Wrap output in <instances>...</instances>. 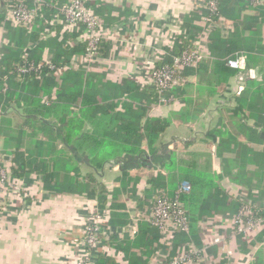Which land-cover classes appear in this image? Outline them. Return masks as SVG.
Wrapping results in <instances>:
<instances>
[{"label": "crops", "instance_id": "0c3cea01", "mask_svg": "<svg viewBox=\"0 0 264 264\" xmlns=\"http://www.w3.org/2000/svg\"><path fill=\"white\" fill-rule=\"evenodd\" d=\"M90 2L100 10L98 15L104 24V37L97 57L86 59L85 51L81 46L84 31L82 26L68 25L59 12L50 11L40 16L39 39L35 44L51 38L65 50L81 48L74 53L66 67L75 71L83 67L86 75L97 74L103 83L100 89L107 96H115L106 100L107 102H130L132 101L130 95L134 92L138 98L142 97V91L151 86L149 76L152 67L157 61L165 58L168 54L167 50L172 48L178 37L185 32L187 17L206 5V0H90ZM253 6L243 10L241 19L253 16L262 21L261 38L264 44V3ZM219 20H224L226 25L222 23L220 25L223 26L222 28L217 23V28L233 31L235 21L227 18ZM196 23L194 22L198 26ZM41 24L44 26L43 30L40 28ZM3 30L0 28V46L5 42ZM197 40L198 38L194 43ZM57 44L54 45L52 42L50 46L47 45L41 57L44 60L52 59ZM33 47L34 44L29 46L30 49ZM257 57L262 60L257 61L256 66L248 67L257 71L258 77L253 79L263 81L264 54L258 53ZM211 69L212 67L210 71ZM202 76L203 73L196 72L187 79L191 86L187 85L185 93L178 97L160 99L158 102L164 105L152 106L150 110L152 116L170 117L175 113L178 116L188 108L186 102L188 96L199 100L202 104L197 105L193 110L196 112L194 117H198L196 120L201 123V127L191 133L192 144L181 142L184 134L177 133L173 124L169 132L161 138V144H167V147L162 148L160 145L157 156L164 155L165 151L167 153V149L175 150L177 153L191 149L210 153L212 172L220 177L216 181L225 189L229 201L252 200L250 201L252 204L263 206L264 172H259L257 165L246 166L248 175H251L250 171L253 175L258 170L256 186L261 188V193L259 198L255 199L249 195L246 187L248 185L231 182L228 176H225L220 166L221 159H217L218 164L215 162L217 158L215 148L219 138L214 134L210 139L207 138L209 130L216 124L209 126V122H205V117L219 113L220 119L224 110L235 105L237 96L234 95L232 86L236 75L226 82L208 87L201 83L203 89H199ZM99 77H97L98 82ZM97 79H94V82H97ZM236 83L238 84V79ZM109 84H116V87L111 88ZM131 89L133 90L130 92ZM201 90L203 92L199 93ZM11 109H14L19 117H25L24 110L14 104L6 108L4 115L10 117ZM249 123L252 125L251 121ZM258 134L262 140L261 144H254L244 136H240L239 141L254 148L257 145L262 150L264 130L260 128ZM37 138L49 141L41 133ZM4 142L5 136L2 135L0 157L2 154L5 156L2 160L4 159L5 166L10 169L15 155L12 153H16V148L12 144L6 147ZM143 149L144 152L152 155L147 146ZM20 151L26 153V147H21ZM39 154H41L40 159L46 162V175L37 170L22 178H15L9 174V186L1 190L0 198L3 205L0 211V264H79L84 226L91 214L94 200L89 199L85 193L63 190L69 188L67 170L69 145L58 141L48 142ZM53 159H56L57 165ZM80 168L83 174L88 171L85 161L80 162ZM159 172L167 175V171L156 164L121 169L116 164L108 163L98 171L100 177H103L108 192L118 191V193L116 198L111 200L112 208L109 210V216H112L113 220L109 222L108 216V228L102 237L103 245L97 249L96 260L104 256L111 258L114 264H169L172 259L184 252L200 250V255H203L199 260L200 264H247L245 258L250 261L252 257L246 245L253 244L256 230L237 235L234 229L235 215L227 208L201 217L196 226L198 241L181 243L173 247L176 233H172L171 229L167 233L140 232L142 225L147 224V221L141 218L150 213L153 204L152 198L147 194L151 187L149 181ZM243 192L246 193V197L238 195ZM252 247L251 253L255 255V260H251L250 264H264V236L263 241H258ZM197 262L193 260L184 264H197Z\"/></svg>", "mask_w": 264, "mask_h": 264}, {"label": "trees", "instance_id": "16d2710c", "mask_svg": "<svg viewBox=\"0 0 264 264\" xmlns=\"http://www.w3.org/2000/svg\"><path fill=\"white\" fill-rule=\"evenodd\" d=\"M69 1L1 0L0 28L5 31V42L1 47L0 60V104L3 105L0 113V136H5L6 147L14 144L13 147L16 148V153H12L15 155L9 174L15 178H22L37 170L46 175V162L40 159L39 151L47 146L48 142H61L69 145V167L67 166L69 188L63 190L85 193L89 199L98 202L101 210L107 208L111 210V200L116 198L118 191L109 193L99 179L98 171L112 160L120 157L130 159L142 154L143 147L147 146L154 155L151 164H156L167 171V175L159 172L152 176L148 196L155 201L159 191L167 189L171 199L179 198L185 202L190 217V232H177L173 239V247L181 243L198 241L196 226L204 215L227 208L237 217L245 201L235 199L229 201L225 189L216 181L220 177L212 172L210 153H201L196 149L177 153L175 150L167 149V153L165 151L164 155L157 156L160 145L162 148L167 147V144H161V138L169 132L175 120L180 119L188 123L197 119L193 110L201 102L188 96L186 98L188 108L179 113V117L177 113L170 117H156L150 114V110L161 98L178 97L185 93L187 87L191 86L187 79L196 72L203 73L198 87L203 89L201 83L208 87L226 82L238 75L237 69L228 66L229 58L244 53L248 66H256V62L262 60L257 57L258 53L264 54L261 38L262 21L253 16L241 19L243 10L254 7V0H218L215 10L207 4V7L199 8L190 14L185 21V32L178 37L174 46L167 50L165 58L156 62V69L171 66L172 55H181L194 49V41L201 36L199 34L205 18L233 20L234 29L225 31L217 28L211 32L207 38L210 57L196 67L186 66L179 72V76L185 79L180 86L160 96L156 86L151 85L142 91V97L138 98L135 92L130 95L132 99L130 102H107L106 100L115 96H107L100 89L103 83L97 74L86 75L83 67L77 71L66 67L74 53L81 48L65 50L51 38L35 44L39 39L40 16L50 11L62 14V6ZM88 4L93 6L91 2ZM22 5L28 9L39 7L32 31L14 23L10 17V11ZM93 8L100 14L97 7ZM194 22H197L198 26ZM81 26L84 27L82 24ZM40 28L43 30V24ZM52 42L57 46L53 58L48 62L41 55L45 47ZM33 44L34 47L30 49L29 46ZM81 46L85 51L86 44L83 42ZM60 68L64 69L60 72ZM94 79H97V82H94ZM109 87L114 88L116 84H109ZM12 104L23 109L25 114V117H19L20 122L16 125L13 124V118L4 117V111ZM260 128L264 130V79L259 81L248 78L244 90L235 99V105L221 113L218 123L207 135L208 139L212 134L219 138L216 157L223 163L224 174L237 183L241 184L247 177L248 181H252L251 175L247 174V165L255 163L259 172H264V149L260 150L257 145V148H254L239 141V137L244 136L254 144H261L262 140L258 134ZM40 133L49 141L38 140ZM189 144H192V141ZM21 147H26V153L20 151ZM79 154L88 168L84 174L80 168ZM53 160L57 165L56 159ZM184 181L191 186L189 192L181 191V184ZM255 207L257 208L253 219L257 220L264 216V207ZM249 219L251 218L244 217V220ZM112 220V216H109V222ZM141 228L142 234L160 232L158 226L149 222ZM255 234L256 238L252 245L263 241L264 228L256 230ZM94 264L114 263L111 258L100 256Z\"/></svg>", "mask_w": 264, "mask_h": 264}, {"label": "built area", "instance_id": "2783aa9c", "mask_svg": "<svg viewBox=\"0 0 264 264\" xmlns=\"http://www.w3.org/2000/svg\"><path fill=\"white\" fill-rule=\"evenodd\" d=\"M39 1V0H36ZM218 0H208L205 7L211 9L217 8ZM90 0H70L65 3L61 8L64 21L70 26L83 25L82 40L86 44L85 56L86 59L91 60L99 55L100 44L104 37V24L101 17L96 13L93 6L88 3ZM264 0H254V4H263ZM39 14V7L28 9L26 6H19L10 11V17L14 23L26 27L32 31L35 27L36 17ZM215 21L212 18H205V22ZM1 47L0 46V60H1ZM210 57L207 46L203 45L200 41L194 43L192 51H185L181 55H172L171 66L156 69L153 66L149 76V84L155 85L158 94L162 96L166 91L180 86L185 79L179 76L186 66L196 67L204 60ZM50 61V60H45ZM228 66L238 70V84L234 93L239 96L245 88V81L248 78L258 77L257 71L249 68L244 53H240L237 57L229 58L227 61ZM66 68V67H65ZM68 68V67H67ZM64 68H60L61 72ZM46 102V101H45ZM2 107L0 106V113ZM181 142L187 144L190 140L184 138ZM152 155L148 152H143L133 158H118L112 160L109 164L118 166L121 169H127L131 166H145L152 163ZM100 173V172H99ZM10 177L6 175L5 170L0 167V189L5 190L9 186ZM190 185L188 182H183L181 191H189ZM255 206L264 207V205H256L246 203L239 215L234 217V227L237 233H248L251 230H258L264 228V216L254 220ZM93 211L84 226V234L81 240L79 264H94L92 249L97 247L102 241L101 236L107 230V220L109 216V209L101 210L98 202L93 201ZM263 209V208H261ZM1 210V198H0ZM264 210V209H263ZM244 217H250L249 220H244ZM146 221L159 227L162 233H167L171 229L172 233L177 232H190L191 221L185 204L179 198L171 199L167 189H161L158 197L153 201L150 213L145 217ZM107 226V227H106ZM200 255V250L188 251L180 254L172 259L169 264H184L196 259Z\"/></svg>", "mask_w": 264, "mask_h": 264}, {"label": "rangeland", "instance_id": "374dc122", "mask_svg": "<svg viewBox=\"0 0 264 264\" xmlns=\"http://www.w3.org/2000/svg\"><path fill=\"white\" fill-rule=\"evenodd\" d=\"M205 21V20H204ZM217 23H219V26L220 25H222V23H224V26L226 25V22L224 21V20H218V21H213V22H211V23H209V22H204V24H203V28L201 29V32H200V34L199 35H201L199 38H198V40L197 41H200L203 45H207V38L209 37V35L211 34V32L212 31H214L215 29H217V26H216V24ZM218 26V27H219ZM220 27H222L223 28V26H220ZM219 27V28H220ZM221 28V29H222ZM222 30H224V29H222ZM1 33H2V31H1ZM5 34V31L3 30V35ZM245 55V54H244ZM245 58H246V56H245ZM246 61H247V58H246ZM238 79V76H236V80ZM236 80H235V83L233 84V86H232V91L234 92V91H236V89H237V83H236ZM161 100H163V98H161ZM159 105H164L162 102L161 103H156L155 105H153V106H155V107H157V106H159ZM0 106L3 108V105L2 104H0ZM13 108H15V107H13ZM17 112L15 111L14 112V109H11V115H9L10 116V118H13V124L14 125H16V124H18L19 122H20V118H19V116L16 114ZM5 117H7V116H5ZM218 120H219V113H214V114H211V115H209L208 117H205V122H209L208 124H209V126H214L216 123H218ZM174 124V126H175V128H176V132L177 133H182V134H184V136L182 137L183 139L184 138H186V139H188V140H190V138H193L192 137V135H191V133L192 132H194V131H196V129L198 130V129H200V127H201V123H199V122H197V120L196 119H194V120H192V121H189L188 123H184V122H182L180 119H176L175 120V122L173 123ZM210 131V130H209ZM177 133H174V134H177ZM181 143V142H180ZM14 145V144H13ZM3 149V148H2ZM1 149V150H2ZM215 151H216V148H215ZM214 156H215V154H214ZM3 157H5L3 154L1 155V157H0V167L1 168H3L4 170H5V173H6V175L7 176H9V168L8 167H6L5 165L6 164H4L5 163V161H4V159L2 160V158ZM78 158L79 159H81V154H79L78 155ZM219 160V158L217 157L216 158V161L215 162H217V164H218V160ZM213 160V159H212ZM80 162H82V160H80ZM212 162V161H211ZM219 164H220V162H219ZM222 161H221V164H220V166H222ZM255 166L256 164L255 163H252V164H250L249 166L251 167V166ZM223 167V166H222ZM221 167V168H222ZM254 169H256L257 167H253ZM247 169V168H246ZM253 169V170H254ZM250 170H251V168H250ZM251 172V177H252V181H248V179H249V177H247L246 178V180H242V184L244 185V186H246V185H248V186H246L247 188H248V191H249V195L251 196V197H253V198H255V199H257V198H259L258 196L260 195V193H261V188H259V187H257L256 186V184H257V176H256V174L254 173L253 175H252V171H250ZM226 176V175H225ZM228 178H229V180L231 181V182H234V183H236L235 181H233V180H231L230 179V177L228 176ZM103 183H104V181H103V177H100L99 178ZM228 182L229 184L231 183V182ZM189 184V183H188ZM190 185V184H189ZM124 187V186H123ZM190 189H191V186H190ZM0 193H1V189H0ZM245 192H243V193H238V195L240 196V197H244L245 196ZM1 195V194H0ZM246 197V196H245ZM250 201H252V200H245V202L246 203H251ZM183 202V201H182ZM184 204H185V202H183ZM2 205H3V203H2V201H1V207H2ZM185 207H186V205H185ZM186 209H187V207H186ZM91 210L93 211V208H91ZM1 211V210H0ZM187 212H188V210H187ZM149 214V213H148ZM147 214V215H148ZM146 215V216H147ZM145 215H143L142 216V218L141 219H144V220H146L145 219V217H146ZM135 220V219H134ZM237 235H243L244 234V232H241V233H237V232H235ZM103 235V237H104V235H105V233H103L102 234ZM103 245V243H102V241L98 244V246L97 247H94L93 249H92V254H93V258H94V260H96V252H97V249L99 248V247H101ZM247 246V249H250L249 251H250V255H251V260L252 261H254L255 260V255L254 254H252L251 253V251H252V249H253V247L252 246H254V245H250V244H247L246 245ZM203 255H199V256H197L196 257V261H198L197 262V264H200V262L201 261H199L200 259H201V257H202ZM251 260L250 261H248L247 260V258H245V262H247V264H250L251 263ZM223 264V263H222Z\"/></svg>", "mask_w": 264, "mask_h": 264}]
</instances>
